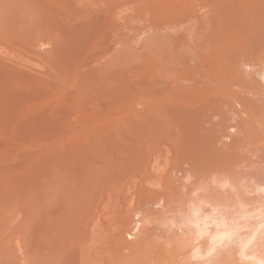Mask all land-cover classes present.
Instances as JSON below:
<instances>
[{"label": "rangeland", "instance_id": "1", "mask_svg": "<svg viewBox=\"0 0 264 264\" xmlns=\"http://www.w3.org/2000/svg\"><path fill=\"white\" fill-rule=\"evenodd\" d=\"M54 1L56 2L57 7L54 6V8H52L46 4L43 7L44 10L42 11L43 12L48 11L50 15V17L48 16L49 19H55L56 21H60L63 18L67 19V15L64 16L65 15L64 13L67 12H65L64 8H63L64 10L61 9L62 5H64V7L67 6L68 13L72 12L74 15L76 13L78 15L81 10L83 11V9L84 10L86 9L88 12H91V15H93L92 14L93 11L97 13V10L99 8L105 9L109 12L110 17L108 18L109 20L107 22H104L105 21L104 18H103L104 20H101L100 22L99 20L98 22H96L97 21L96 19H95L96 21H94V28L96 32H98V34L96 33L97 34L96 37L102 34L104 38L101 36V38H98V40H96L97 38L95 37V42L93 39L92 41L93 43L91 42L88 45V48L93 52L94 50L95 52L97 50L96 56H98V54L102 56V57L100 55L98 56V58L100 57L99 58L100 61H102V65L100 64V66L104 67L103 69L104 71L106 70L107 73L109 71L108 69H110L109 72H113V71L117 72V70L118 72H120L119 70H121V72L124 71L123 72L124 74L122 73L115 74L122 76L121 77L122 79L121 88L123 89V90L121 89V92L123 91L122 92L123 94H121L122 105L119 106L117 103H115L116 101H114V104H112L114 98L112 96L110 98L109 97L107 98L108 95L106 96L107 100H103L102 98H99L101 96L95 97L94 93H92L93 97L90 98L91 93L89 94V91L91 89L87 86L88 84H86L85 82H81L83 81L82 79L81 81H78L80 79H77L78 78L77 77L76 78L77 81H74V84H72L73 88L69 87L70 88L69 90L75 89L77 91L75 94L77 95L78 93L77 97H81L83 99L82 101L78 99L79 104H77L75 110L70 115V117L76 115L75 116L76 120L74 118H73L74 120H72V118L70 117L68 121L61 119V121L64 122V126L62 124L63 122L60 123L61 125L58 124V122H57L58 125L55 122L53 123H55L56 125L52 123L51 124L39 123L38 125L35 126L34 131L33 129L30 130L25 125H20L17 127L18 129L16 133L13 135L11 134L8 135L7 133L9 132L10 129H13V127L16 126V124L12 122H5V123L0 122V132L2 131L0 134V264H43V259H44L43 242H45L44 241L45 239L43 240L42 228L44 227H42L43 222L41 221L43 220V218L41 219V217L43 216V215L41 216L42 192H43L42 170L45 159L47 158V156L50 155L76 154L77 175H75V178H71L69 177V175L67 177L66 175L61 180L60 184L62 186L59 184L60 185L59 190L62 187L64 191H66L67 189L71 190L72 186L74 188L76 184H78L77 183L78 181H82L85 184H88V182H90L91 185H93V186L89 185L93 191V194L95 193L96 197H98L102 193L101 197L99 196L100 198H102V200L99 197L98 199H100V201H103L105 199L106 201L104 200L105 201L104 204H107L105 206L101 203L97 204L100 201L99 200L96 201L97 198L94 197L95 200L93 201H96V205H103L104 207L102 206L101 209L105 208V210L104 209L103 210L106 212L105 213L103 210L100 211L99 209L100 207L95 206L96 208L98 207L96 210H99L101 212V216L99 217V219H97L100 213H98L99 215L96 214L98 216L93 214V217L95 216V219H97L98 222L100 221L99 224L97 221H94L95 222L94 227L98 228L100 224L102 226H100L101 228H99V230L97 228L96 230L92 225H90L89 228L86 225H84V227L88 228V231L86 230V228L85 230L90 233L86 234L85 232V234L83 235L82 233H80L81 231H79V229L81 228V230L84 232V230L82 229L83 228L82 224L84 223L82 222V224H80L81 227L80 228L78 227L79 234L77 231L75 233L77 236L82 234L83 237L87 235L92 238L93 233L91 232L94 231H95V235L93 236V240H91V238L89 237L87 241H86V237H84L85 239L83 240L80 238V241L81 240L82 241L81 242L78 241V242L83 243V248L81 249V251H79L78 257L82 254L83 256L82 257L80 256L81 259L76 262L70 261V263L73 262V264H107L109 262V259L113 258L112 255L113 251L115 253V256L117 257H119L121 253H126V251H128L129 253L130 251L129 249L132 248V246L135 247L136 244H138V242L143 243L144 241L142 240L143 238L147 240V241L145 240L146 241L145 243H147L145 246L146 248L144 247V249L146 250L145 251L142 250L144 253L141 251L142 258L143 257L144 259L146 258L144 260V263L154 264L155 261L153 259L157 258L156 263L158 262L159 264L162 258L163 262L161 261V263L164 264V258H165L164 255L158 254L156 252V249H161L162 247L163 249L166 248L164 249L166 250V253L170 250L171 256L173 255L172 251L173 249H175L176 245L175 246L173 244L171 245V242L173 243L174 240H176L177 241L176 244H177L178 242L183 241L182 239H178V237L181 235V233L184 230L180 229L181 231L179 232L178 227L180 226L179 224L180 222L181 224L183 223L182 220L186 213L185 212L186 209L184 211L183 209L184 206H180V203H177L179 204L178 206L180 207L174 205L176 203L171 204L176 206V208H178L177 209L178 211L181 208L182 209L181 212L182 213L185 212L184 214H182L183 215L182 219H180L181 217L177 216V214L180 215L181 212L180 213L177 212V210H175L176 209L175 207H172L170 205L172 209L171 207L166 208V210L167 209L173 210V208H175L173 210L174 212L171 211L170 214L172 218L174 217L175 214L178 218L177 219L174 217L175 219L174 218L172 219L175 221L174 224L171 223V219L169 218V216H167L170 213L169 210H167L168 214H165V217L163 216V213L161 214L160 212H158L161 211L160 207L165 206L164 205L165 203L163 202L162 204L161 203L162 201H160L162 199L159 200V198L156 196L157 194L153 193L152 191L162 190L163 185L168 186V187L166 186V188L164 187V190L165 191L167 190V194L169 193L168 190L172 191L176 189L177 184L178 186H180L178 188L180 190L182 188L183 191L186 184L187 186L194 185L195 187L203 186L204 188L202 189L201 192L203 194L205 193L204 191H208L209 193L212 194L220 187L219 188L220 190H217L216 194H219L218 192L220 191L222 195L225 196V198L221 196V194L215 197L218 199L217 200L218 202L220 201L221 197H223L221 201L223 199L224 201L219 202L221 205L223 202H226V204L224 203V205L228 207V206H233L236 203L238 204V202L241 201L246 203L248 208L247 210H253L254 208L257 207V205L258 208L260 209L261 206L262 208L264 207V199H263L264 193L259 192L262 191V188L264 187V135H263L264 134L263 133L264 132V125H263L264 124V112H263L264 111V81L262 80L261 82L260 80V78L264 76V48H263L264 36H262L264 35L263 34L264 31H262V29H264L263 26L264 23H262V21L264 20L263 16L260 17L255 16L256 21L257 20L260 21L261 19L260 22L261 24L258 21L255 23L249 21L250 24L252 23L256 25V26L254 25L255 28L253 27L256 35L253 31H249L252 27L249 28L250 24L247 21L246 22L249 24V26L246 22L245 23L239 22V24L236 25L239 27V29L234 24H232L234 28L238 29V32L240 33L242 28L240 27V25L242 26L243 24L242 34L239 33V35L241 36L243 35L242 37L245 39H243L241 36L239 37L240 39L237 38V40L239 41L236 40V44L233 43L235 46L231 45L233 49H231L232 48L231 46H230L231 48L228 47L229 49H225V50L220 49L219 53L224 55V56L221 55L222 58H220V56L218 57V55H215L213 57V55L218 52L217 49L218 45H213V44L210 45L209 44L210 41L205 42L206 34L208 30H204V29L205 28L208 29L210 24L208 23L206 25L203 24L202 25L203 27L200 29L202 32H200V30L198 32L196 31L199 29L197 25L195 26L194 24V27L197 28L195 29L193 27H190L191 24L189 23L190 24L189 25L188 22L184 20L189 15L190 10H192V8L195 9L194 7H197L196 8L197 11L201 9L200 12H203L202 8H200L203 6V4L205 5L206 3L203 2V0L200 1L199 0H54ZM201 2L203 3L201 4ZM11 3L13 2H10L9 4ZM1 4L6 5V2L4 3L2 1L0 2V5ZM87 5L91 6L92 8L88 7ZM7 6L8 5H6V7ZM9 8L12 11L14 8H18V5L16 7L11 6ZM26 8L20 7V9H18L21 14L16 9L13 12L11 11L9 12V9L8 12L7 10L5 12L8 14L10 13L9 15L11 16L13 15L14 12H15L14 14L17 13L18 15H13V16L17 17V23H19L22 22L23 17L26 16L25 15L26 11L25 13H22V11L24 12V9L27 10ZM89 8L95 10H90ZM30 9H31L30 12L32 13V8H29V10ZM4 13H1V18H2V14ZM33 13H32L33 16L35 15V13L36 14L38 13L40 14V16H42L41 15L42 13L40 12H33ZM171 13L173 14L171 15ZM22 14L24 16L21 17L20 15ZM28 14L29 12L27 11V15ZM156 14L159 16H157ZM18 16H20L21 19L18 20ZM33 16L31 17V20H28L30 22V25H32L31 22ZM6 17L8 18L9 16ZM159 17L162 18L160 19ZM168 17H170V19H168ZM15 18H13L14 20L12 19L13 21L9 22L11 23V25H13L12 22L14 21L16 22ZM26 18H28V16ZM26 18H24L23 21L24 24L27 22ZM165 18H167V20L163 22ZM7 20L10 21L11 18ZM29 22H27V24ZM2 23L5 24L6 22L5 23L2 22ZM256 23H258V25H262L263 27L257 26ZM11 25H9V27H12ZM15 26L17 28L18 26L23 27L21 23L16 24ZM25 26L27 27L26 24ZM25 26L23 28H25ZM233 26L229 28H233ZM245 26H248V28H246ZM13 28L15 27L13 26ZM116 28L117 29L119 28L120 31L119 29L116 30ZM256 28L258 30L257 32H256ZM245 30H247L246 31L247 33L248 31L253 33V34L250 33V35L252 36H248L249 33L247 35ZM228 31L233 32L232 29L231 30L228 29ZM173 32L176 33V35H179L181 40L178 36H174L175 34ZM243 32H245V36L247 38L244 37ZM169 33L170 34L173 33V34H171L170 36ZM165 34L169 35L171 40H169L167 38L168 36H166ZM254 35L256 37H254ZM233 36H235L234 33ZM257 36L260 38H258ZM66 37L67 36L62 34V32H59L54 28L46 29L45 32L41 35L42 47L35 50L36 52H40L41 54H43L44 51L49 49L57 40ZM173 37L175 38L173 39ZM176 37H178L179 39ZM102 38L103 41L101 40ZM235 38L236 37H233V39ZM248 38H250V40L254 39V41L252 40L250 41ZM255 38H257L258 40H256ZM67 39L69 38L67 37ZM260 39H262L263 42ZM171 42H173L174 44ZM250 42L251 44H249ZM170 43L173 45L170 46L171 45ZM253 43L254 45H252ZM185 44H187V46ZM261 45L262 48H260ZM168 46H170V48ZM193 46L194 48L195 46H197L198 48L196 47V49H200V50L196 51L195 49H193ZM184 47L186 49L188 48V50H185ZM12 48L14 49L15 47ZM12 48L11 49L9 48V50H5V49L0 50L1 51L0 55L4 54L5 56L6 54V57L7 56L10 57V58H4V60L7 59L8 62V59H11L13 57L14 60L12 58L11 62L14 63L18 62L20 65L21 61H23V58H25L24 62H22L24 67H28V68L31 67L32 71L38 70L39 72L40 71L42 72L43 71L42 69H44L45 71V68H42L41 66H38L39 68H37L36 62L38 65L39 61L33 60L35 61L34 63L33 61L30 60V58L34 59L36 57H32L29 55L30 58L28 57L29 59H27V56L25 55L24 52L18 50V54L19 52L23 54L22 56H20L21 54L20 55L16 54L17 51L15 50L17 48L15 50H12ZM168 48L170 50H167ZM173 48L176 49L174 50ZM179 49L180 51H178ZM172 50L174 52L176 51L177 52L174 53L172 52ZM184 50L187 51L188 53L186 54ZM193 50L198 52L199 55L201 56H195L196 54H193L194 56L192 55L193 57L191 56L189 58V56L192 53H195V51ZM213 50L217 52L212 53ZM228 50L230 53L228 52ZM9 51L10 53H13L14 51L15 56L9 54ZM103 52H105V54ZM181 53L182 54L184 53L185 56L184 54L182 56ZM206 54L208 55V57ZM226 55H227V59L225 58ZM17 56L20 57L17 58ZM223 57L226 61L229 59L228 62H226L223 59ZM184 58L186 59V61H183L185 60ZM236 60H241V61L239 63ZM100 61L95 64L97 65V67L95 65L94 67L101 69L100 66L98 67L99 65L98 63H101ZM221 61L222 64H220ZM185 62L187 65L185 64ZM200 62L207 64V66H210V68L214 67V69L208 70L209 69L208 68L206 69V71L202 72L203 75L199 74L197 73L196 69H193V67L195 65L196 68L197 66L196 63L199 64ZM229 62L232 64H230ZM241 62L244 65L239 66V64L240 65L242 64ZM180 63L182 64L184 63V64L182 65ZM216 63L217 65L219 64L218 65L219 67H216ZM228 63L229 65H227ZM105 66L107 69H105ZM182 66L183 67L188 66L187 67L188 69L186 70L185 68H182ZM223 66L224 67L228 66V67L227 68L225 67L224 69ZM236 66H239L238 67L239 69ZM103 69L101 70V72H103L104 75H106L107 73H105ZM193 70H195L196 73H194ZM211 70H215L216 74ZM47 72L49 76L52 75V77L54 78L52 79V81L56 82L61 86L60 88H62L63 86L64 89L68 90L69 84H66L67 79L58 78L54 70L48 69ZM133 72L134 73L138 72V73H136L135 76V74L133 75ZM163 72L165 73L163 74ZM162 74L163 76L167 75L166 76L167 78L166 77L164 78ZM108 75L111 76L113 75V73H111V75L107 74V76ZM51 78L49 80H51ZM124 78L126 81L124 80ZM129 78L132 81H129ZM114 80L112 81L114 82ZM103 82H104L103 85L106 84L105 81ZM110 82L109 84L113 86L114 83L113 82L110 83ZM123 83H127V84L123 85ZM217 83L218 84L222 83L225 85V87H228L226 88L225 93L223 92L219 93L220 95L225 97V99L222 96H219V94H217L218 92L215 94L210 91L212 89L217 88L218 86ZM174 85L178 87H175ZM165 87H168V89ZM171 87H175L174 88L175 90L172 89ZM101 92L106 93L105 90H102ZM204 92L207 93L205 94ZM233 94L235 96L244 95L243 97H245L246 99L248 98V100H251L250 102L252 104L253 102H256L255 104H253L255 105L254 108L252 110H249L250 112L248 110L244 111L246 108L242 109L243 108L242 105H244V102H242L243 100L241 99L243 98L241 96H236L237 98L235 97V99H233L234 98ZM230 95L233 96L230 97ZM59 96H60V91L54 90L51 94L47 95L45 98L40 100L39 105L42 106L41 107L42 109H47L50 107L52 108L54 105H51V103H54V101L58 99ZM96 98L98 99L101 105L97 103L98 101L95 100ZM215 98L216 100L218 99L217 100L218 102L215 101ZM226 98L228 99L226 100ZM237 99L239 100V103H237L238 102ZM93 100L96 101V103L95 102L93 103ZM220 100L222 103L225 102L226 103L224 105L222 104L223 105L222 106L221 102H219ZM80 102H82L83 104ZM105 102L106 104L108 103L107 104L108 106H110L108 107V109H105L106 107H104ZM240 102L243 104H240ZM97 104L99 107L97 106ZM115 104H117L118 107H120L121 109L120 108L118 109ZM226 104L228 107L226 106ZM80 107H82L83 109ZM255 107L258 110H255L256 109ZM76 111L78 112V114ZM240 112H242L243 114ZM253 112L257 114L253 115ZM233 114H237V116ZM129 115L133 116L132 121H128L125 119L126 116ZM252 116L253 118H251ZM237 118L240 121H238ZM67 122L70 123L69 126H67L68 125ZM237 122H239L240 124ZM245 122H251L252 124L253 128H251L249 132L244 131L243 125L240 127V125L244 124ZM254 129L255 130L257 129L256 133H254L255 131ZM260 130L263 132H261ZM5 131L7 133L4 134ZM257 133L261 136L260 140ZM179 178L183 180H180ZM212 178L215 179V181L212 182L211 181L213 180ZM177 179L180 180L181 183L180 181L178 182ZM225 179L226 180L228 179L233 183L236 181L235 187L234 184L232 185V182L225 181ZM190 180H194V181L191 182ZM157 181L160 184L157 183ZM197 181L199 182L197 183ZM209 181H211V183L213 184L209 183ZM193 182L195 184L197 183L198 185L197 184L195 185ZM217 182L221 184H223L224 182L225 183L223 184L224 186L223 185L221 186V184H218ZM184 183L186 184L183 185ZM226 183L229 185L225 186ZM179 184H181L184 187H182ZM210 185L212 187H210ZM231 185L233 186V188ZM239 185L241 186V188L239 187ZM216 186L219 187L216 188ZM170 187H172V189ZM206 187L208 188L210 187L209 190L208 189L205 190ZM245 187H246V191L244 192ZM234 188L235 189L237 188L238 190L236 191L234 190ZM249 189L251 190V192H249L250 191ZM148 190L151 191L150 195L151 193H153L152 195L153 196L155 195L159 201L154 200L155 197L152 200L146 199L150 197V195L148 194L149 193ZM231 190L232 192H230ZM76 191L78 192V190ZM142 191H144V193ZM146 191H148L147 194H145ZM61 192L63 193V191ZM70 192L71 191H69L68 193ZM88 192L91 193L90 190H88ZM208 192H206V194ZM139 193H140V197L138 195ZM171 193H169L170 196H173L171 195ZM245 193L248 195H246ZM253 193L256 194L254 195ZM107 194L109 196H107ZM158 194L160 195L161 193ZM208 194L206 195V197H208ZM229 194H231L232 198H230ZM153 196H151L150 198H152ZM213 196L212 195L210 196L209 194L208 198H211ZM109 197H111V200L113 202L110 201ZM176 197L178 198L177 193H176ZM241 198L242 200H239ZM107 199L108 202L110 201V203L112 204L109 203L108 205ZM235 199L239 201H236ZM227 200L229 203L231 201V204H227L228 203ZM153 201L155 202L157 201L156 203L159 202L158 206L156 203H153ZM92 206L94 208V205ZM107 206L109 207L107 208ZM155 207L156 210L159 209L157 211L158 214H155L156 216L159 215L158 217L154 216L153 214L154 212H156L154 210ZM93 208L91 209V211L94 212ZM222 208L224 209V207ZM145 209L146 211L147 210L150 211L152 209L151 210L152 212L150 211V213L149 212L147 213ZM164 210L165 209H163V211ZM140 212L142 213L137 215V213ZM145 213L149 215V216L146 215L148 218L150 217L151 218L148 219L147 217H144ZM90 214L91 212L89 213V215ZM110 214H112V216ZM102 216H103V222L104 221L106 222V223L104 222L105 224L102 222ZM87 217L86 220H84V222H87V219L90 220V218ZM110 217L112 218L111 221L108 220L110 219ZM93 220H92V224H93ZM163 222L166 223L164 224ZM157 223L158 225L160 224V226L163 227L158 226ZM103 225H105V227H103ZM91 227L94 229L93 231L90 230ZM184 227L182 226V228ZM123 230H126L127 232ZM168 233L169 236L171 237L174 236V238H172V241H170L171 239L168 238L169 237ZM52 234L54 235V233ZM64 234L60 235V237L63 236ZM177 234L179 235L178 237H176ZM114 236L115 239H113ZM79 237H81V235ZM116 238H118V240ZM180 238H182V236ZM97 240L98 242L99 241L101 242L100 244H102V246L99 244L100 246L98 245V248L96 245L98 244ZM168 240L170 241L169 243L170 245L166 244L168 243ZM51 241L50 243H52ZM89 241L90 242L93 241V242L90 243ZM124 241L126 243H129V247L126 248V250H125V246L123 245L126 244ZM115 243H119V244H115ZM130 243H132V245H130ZM54 244L55 243H53V245ZM80 245L82 246V244ZM90 245H92V249L88 250L87 247L89 248ZM117 246L120 247L119 250ZM54 247L51 248L54 249ZM121 248L123 249L121 250ZM83 249L89 252H85L84 255ZM95 250L96 251L100 250V251L96 252ZM99 252L102 254H99ZM174 252H176V250H174ZM121 255H123L124 257L127 255V253ZM153 255L155 258H153ZM160 256L162 257L160 258ZM233 256H235V254ZM82 258L83 260H86V263L83 262ZM189 261L191 262V260Z\"/></svg>", "mask_w": 264, "mask_h": 264}, {"label": "bare ground", "instance_id": "2", "mask_svg": "<svg viewBox=\"0 0 264 264\" xmlns=\"http://www.w3.org/2000/svg\"><path fill=\"white\" fill-rule=\"evenodd\" d=\"M2 1L4 3L6 2V5H8V6L10 5L9 7H11V6L12 7H16L18 5V8H14V9L12 8L13 10L11 11L8 6L6 7L5 4H1L2 7L5 5L3 8L0 5V10L2 11V12L0 11L1 13H4L6 10L8 12V9H9V12L10 11L13 12L15 9L16 10L20 9V7L21 8H26L28 6L26 8L27 10L24 9V12L22 11V13H25V11H26V13H25L26 16L23 17L22 22L18 21L19 23L22 24L23 27L26 24L28 28L26 26H25V28H27V29H25V28H23L21 26H18V28H17L15 26L16 24H19V23H17V17L13 16V15H18L17 13L14 14L15 13L14 12L13 15H12L13 17H12L11 15H9L10 13L8 14V13L5 12L4 14H6V15L2 14V18H1V13H0V19H1V21H0V50L1 49L9 50V48L11 49L12 47H15L14 49L12 48V50H15L17 48L15 50V51H17V53H16L17 55L21 54L20 52L18 54V50H19V51H22V52L25 53V55L27 56V59H29L30 56L36 57L37 59L36 58H34V59L30 58V60L31 61H33V60L39 61L38 65H37V62H36L37 68H39L38 66H41L42 68H45V71H44V69H42L44 72L43 71L39 72L38 70H36L38 72L32 71L31 67H30L31 69L28 68V67H24L22 62H24L25 58H23V61H21L20 65H19L18 62L17 63L15 62L16 64L14 62H11V59L13 57L11 59H8V62H7V59L4 60V58H10V57H8V56L6 57V54H5V56H4V54L0 55V122H3V123L12 122V123L16 124V126H14L13 129H10L8 133L5 131L4 134L5 133H7L8 135L9 134H11V135L15 134L17 129H18L17 127L20 126V125H25L30 130L33 129V131H34L35 126L38 125L39 123H47V124H49V123L50 124L51 123L55 124L56 123L57 124V122H58V124H60L61 122H63V121H61V119L62 120L64 119V120L68 121L70 115L75 110L77 104H79L78 103L79 102L78 99H80L81 101L83 100L81 97H77L78 93H77V95L75 94L77 92L75 89L69 90L71 87L73 88L72 84H74V81H77V79H80L78 81H81V79H82L83 81H81V82H85L86 84H88L87 86L91 89L89 91V94L91 93V97L90 98L93 97L92 93H94L95 97L101 96L99 98H102L103 100H107L108 97L110 98L112 96L114 98V99L112 98L113 99V101H112L113 103L112 104H114V101H116L115 103H117L119 106L122 105V103H121L122 102L121 101L122 100L121 99V96H122L121 94H123L122 93L123 91L121 92V89H122L121 88L122 87V79H121V77L122 76L115 75V74L116 73L117 74H120V73L124 74L123 73L124 71L121 72V70H119L120 72H118V70H117V72L116 71L109 72L110 69H108L109 71L107 70L108 71V73H107L106 70L104 71V69H103L104 67L100 66V64L102 65V61H100V59H99L100 57L98 58V56L100 54H98V56H96L97 55V50H96V52L94 50V52L96 53L95 54L92 50H90L88 48V45L93 41V39H94V42H95V37L98 34V32H96V30L94 28V21L97 20L96 22H98V20H99V22H100L101 20L105 19L104 22H107L109 20L108 18L110 17V14H109V12L107 10L99 8L97 10V13H95L93 11L92 12L93 15H91V12H88L86 9L85 10L83 9L84 12L81 10L80 13L78 14L79 16L77 15V13L75 14L77 16H75L72 12H69L71 14L68 13V11H67L68 7L67 6H65L67 8L66 9L64 7V5H62L61 9L62 10L65 9V12H67L69 15L67 13H64L65 14L64 16L67 15V19L63 18L60 21H56L55 19H49L50 15H49L48 11H44V12L42 11V10H44L43 7L46 4L49 5L52 8H54V6L57 7V4H56V2L54 0H0V2H2ZM10 2H13L14 4L13 3L9 4ZM203 2H206L205 5L203 4L204 7L203 6L200 7V8H202L203 12H200L201 11L200 8H199L200 10L197 11V9H196L197 7H194L195 9H193L191 7L192 10H190L189 15L188 16L186 15L187 17L184 20L187 21L188 24L190 23L191 25H193V26H191L189 24L190 27L195 28L194 24H195V26L197 25V27H199V29L196 30V31H198V32L203 27L202 26L203 24H205V25L207 23L210 24L208 29H206V28L204 29V30H208V32L206 34L205 42L210 41L209 42L210 45L211 44L218 45V47H217L218 52L215 51L217 49L212 51V53L217 52L214 55L212 54L213 57L215 55H218V57L220 56V58H222V56H224V55L219 53L220 49H222V50L224 49L225 50V49L231 48L232 46H235L233 43L236 44L237 38H239L241 36V35H239L240 32H238L239 27L236 26L237 24H239V22L240 23L241 22L245 23L246 21L247 22L251 21V22L255 23V22L258 21L260 23L261 19H260V21L259 20L256 21L255 16H259V17L263 16L264 17V0H203ZM203 2H201V4ZM15 4H16V6H15ZM19 5H21V6H19ZM88 7L92 8L91 6H88ZM29 8H32V13L33 12H40V13H42L41 14L42 16H40V14H38V13L37 14L35 13V15L33 16L32 13L30 12L31 9L29 10ZM189 9H190V7H189ZM90 10H95V9H90ZM27 11L29 12L28 15H27ZM18 12L20 13L19 10H18ZM62 12H64V11H62ZM94 13H95V15H94ZM173 13H176V12H173ZM173 13H171V15ZM31 15L33 16L32 22H31L32 25H30V22L28 21V20H31V17H32ZM6 16H9V17L7 18ZM20 16L22 17L24 15L22 14ZM20 16H18V20L21 19ZM27 16H28V18H26ZM157 16H159V15H157ZM183 16H185V15H183ZM100 17H101V19H100ZM6 18L7 19L11 18V20L9 21ZM13 18L16 19V22L15 21L12 22L13 25H11V23H9V22L13 21L14 20ZM24 18L27 19V22H29L28 24L26 22V19H25L26 23L25 24L23 23ZM173 18H174V16H173ZM168 19H170V17H168ZM5 20H7L8 22L5 21ZM166 20H167V18H165V20H163V22H165ZM262 20H263V18H262ZM263 21H262V23H264ZM2 22H4V23L6 22L7 24L5 23L6 24L5 25ZM111 22H112V20H111ZM14 23H15V25H14ZM222 23H223V26H222ZM8 24L11 25L12 27H9ZM181 24H182V22H181ZM220 24H221V26H220ZM232 24H234L238 29L234 28V26ZM249 24H250V22H249ZM249 24H248V26H249ZM256 24H257V26H261V27L264 26V25L263 26L262 25H258V23H256ZM28 25H30V26H28ZM111 25H113V24H111ZM224 25H225V27H224ZM254 25L255 24L251 23L249 28H251V27L252 28L250 30L249 29H247V30L254 32V28L256 26V25L255 26ZM13 26L15 28H13ZM117 26H120V25H117ZM165 26H166V24H165ZM232 26H233V28L235 30L233 28H229V27H232ZM248 26H245V27L248 28ZM240 27L243 28V24H242V26L240 25ZM49 28H54L57 31L62 32V34L66 35L69 39H67V37H66V38H62V39L57 40L49 49L45 50L43 54H41L40 52H36V50L38 48L42 47L41 35L45 32L46 29H49ZM157 28H160V27H157ZM227 28L229 30L232 29L233 32L232 31H228ZM242 28H241V33L240 34H242ZM118 29L116 28V30H118ZM195 29H197V28H195ZM247 30H245V32ZM259 30H260V28H259ZM119 31H120V29H119ZM119 31H118V33H119ZM249 31H248L249 35H248L247 32H246V34L248 36H252V35H250L251 32H249ZM257 31L258 30L256 28V32ZM262 31H264V29H262ZM200 32H202V31L200 30ZM245 32H243L244 33V37H246L245 36ZM173 33H171V34H173ZM233 33H234L235 36H233ZM171 34H170V36H171ZM174 34H175L174 36H178L179 37V35H176V33H174ZM251 34H253V33H251ZM255 35H256V33H255ZM255 35H254V37H256ZM101 36H102V34H100L98 37H96L97 38L96 40H98V38H101ZM166 36H168L167 38L169 40H171L169 35H166ZM166 36H165V38H166ZM262 36H264V35H262ZM178 37H176V38H178ZM229 37L232 38V39H230ZM233 37H236V38L233 39ZM103 38L101 39L102 41H103ZM162 38H163V36H162ZM174 38L175 37H173V39ZM258 38H260V37H258ZM243 39H245V38H243ZM248 39L250 40V38H248ZM255 39L258 40L257 38H255ZM180 40H181V38H180ZM260 40L262 41V39H260ZM237 41H239V40H237ZM252 41H254V39ZM173 42H171V43H173ZM173 44H171L170 46H172ZM249 44H251V42ZM185 45L187 46V44H185ZM252 45H254V43ZM170 46H168V47L170 48ZM237 46H238V44H237ZM196 47L197 46H195V48H194V46H193V49H195L196 51L200 50V49H196ZM169 48L167 50H170ZM180 48H182V47H180ZM190 48H191V46H190ZM255 48H256V46H255ZM260 48H262V45H261ZM231 49H233V47ZM12 50H11V52H12ZM185 50H188V48L187 49L185 48ZM195 50H193V51H195ZM222 50H221V52H222ZM178 51H180V49ZM190 51H192V50H190ZM196 51H195V53L191 52L192 54L189 56V58L193 54H196L195 56H201ZM3 52H5V51H3ZM172 52H174V51L172 50ZM176 52H174V53H176ZM185 52H186V54L188 53L187 51H185ZM228 52H229V50H228ZM0 53H1V51H0ZM103 53L105 54V52H103ZM7 54H8V51H7ZM9 54H12V55L15 56L14 51H13V53H10V51H9ZM183 54H182V56H183ZM22 55L23 54H21L20 56H22ZM20 56H17V58H19ZM184 56H185V54H184ZM207 57H208V55H207ZM186 58H187V56H186ZM225 58L227 59V55L225 56ZM223 59H224V57H223ZM13 60H14V58H13ZM98 60L101 62V63H98L99 64L98 67L100 66L101 69L96 68L97 65H95V64L97 62H99ZM228 60L227 61L225 60V61L228 62ZM35 61H33V62L35 63ZM183 61H186V59L183 60ZM236 61L240 63L241 60H236ZM197 63H196V65H197L196 68H195V65H194L193 69H196L197 73H199V74L203 75L202 72L206 71V69H208V68H209L208 70L214 69V67L210 68V66H207V64H204L202 62H200L199 64H197ZM213 63H214V61H213ZM229 63L227 65H229ZM243 63H244V61H243ZM243 63L241 65L239 64V66L244 65ZM180 64H182V63H180ZM185 64H186V62H185ZM220 64H222V61H221ZM230 64H232V63H230ZM94 65L96 67H94ZM218 65L216 63V67H219ZM239 66H236V67L238 68ZM41 67H40V69H41ZM187 67H183L182 66V68H185L186 70L188 69ZM225 67L227 68L228 66H225ZM225 67H224V69H225ZM48 69L49 70H54L56 72V76L58 78L67 79L66 80L67 81L66 84H69V86H68V90L69 91L67 89H64L63 86H62V88H60L61 86L59 84H57L56 82L52 81V79H54V78L52 77V75L49 76V74L47 72ZM102 69H103V71L105 73L110 74V75H111V73H113V75H111V76H109V75L107 76V74L104 75V73L101 72ZM105 69H107L106 66H105ZM182 70H184V69H182ZM219 70H220V68H219ZM222 70H223V68H222ZM193 71H194V73H196L195 70H193ZM211 71H213L216 74L215 70H211ZM138 72H136V73H138ZM136 73L133 72V75L135 74V76H136ZM164 73L165 72H163V74ZM163 74H162V76H163ZM205 74H207V73H205ZM238 74H239V71H238ZM114 75H115V77H114ZM131 76H132V74H131ZM166 76H163V77L165 78ZM50 78H51V80H49ZM133 78H134V76H133ZM131 79H132V77H131ZM131 79L129 78V81H132ZM112 80H114V82ZM124 80H125V78H124ZM260 80H261V82H262V80L264 81V76L261 77ZM103 81H105L106 84L108 85L107 86L106 84H104L105 87L107 86L106 88L103 85V83H104ZM110 81H112L114 83L113 86L109 84ZM112 82H110V83H112ZM211 83H214V82H211ZM99 84H100V86H99ZM124 84L126 85L127 83H123V85ZM165 84H167V83H165ZM108 87H109V89H108ZM131 87H132V85H131ZM175 87H178V86H175ZM175 87H171V88L174 89ZM179 87H180V85H179ZM165 88L168 89V87H165ZM169 88H170V86H169ZM199 88H201V87H199ZM226 88H228V87H225L224 84L220 83V84H218L216 89H212L210 91L212 93H215V94L217 92H218L217 94H219L220 92L221 93L222 92L225 93L226 92ZM54 90L60 91V96L58 97V99H56L54 101V103L55 102L56 103L55 104L51 103V105H54L52 108L50 107V108H47V109H42L41 108L42 106L39 105V101L42 100L43 98H45L47 95L51 94ZM102 90H105L106 93L101 92ZM208 94H207V96H208ZM233 95H230V97L233 96ZM106 96H107V98H106ZM219 96H222V95L219 94ZM236 96H241L243 98V99H241V100H243L242 102H244V105H242L243 106L242 109L246 108L244 111H246V110L249 111V110H252L254 108L255 105H253V104H255L256 102L252 101L253 102V104H252L250 102L251 100H248V98L246 99L245 97H243L244 95L243 96L242 95H236ZM236 96L234 95L233 99H235ZM222 97H220V98H222ZM88 98H89V96H88ZM223 98L225 99V97H223ZM228 98H226V100ZM102 99H100V100H102ZM95 100L98 101L97 98ZM108 100H110V99H108ZM217 100L215 98V101H217ZM237 101L236 102L239 103L238 99H237ZM94 102L96 103V101L93 100V103ZM219 102H221V100ZM80 103H82V102H80ZM97 103H99V105H101L99 101ZM225 103L221 102V105L222 104L224 105ZM107 104L105 102V105H104V107H106L105 109H108V107H110ZM117 104H115V105L119 109L120 107H118ZM240 104H243V103L240 102ZM97 106H98V104H97ZM226 106H227V104H226ZM45 107H47V106H45ZM80 108H82V107H80ZM255 110H258V109L256 108ZM118 111H121V110H118ZM232 113H233V111H232ZM240 113H242V112H240ZM251 113H252V111H251ZM77 114H78V112H77ZM254 114L256 115L257 113L253 112V115ZM118 115H119V112H118ZM233 115L237 116V114H233ZM245 115H247V114H245ZM75 116L70 117V118H72V120H74ZM239 116H240V114H239ZM251 118H253V116ZM125 119L128 120V121H132L133 120V116L132 115L131 116L130 115L126 116ZM245 119H247V118H245ZM237 120L240 121L238 118H237ZM53 122H55V123H53ZM254 122H256V121H254ZM259 122H260V120H259ZM237 123H239V122H237ZM241 123H242V121H241ZM62 124L64 126V122ZM256 124H259V123H256ZM69 125H70V123H68L67 126H69ZM242 125H243L244 131H247V132H249V130H251V128H253L251 122H245L244 124H241L240 127ZM254 128H255V126H254ZM258 128H259V126H258ZM256 130L254 131V133L257 132ZM1 132H0V134H1ZM261 132H263V131H261ZM257 135L259 136V140H260L261 136L258 133H257ZM255 136H256V134H255ZM256 140H257V138H256ZM76 161H77L76 154H55V155L47 156V158L45 159L44 164H43V170H42V172H43L42 173V179H43L42 180V182H43V185H42L43 186V190L42 191L43 192H42V205H41L42 208L40 206V208L42 209L41 210L42 211L41 216L43 215L41 217V219L43 218V220H41L43 222L42 223V225H43L42 227H44V228H42L43 240L45 239L44 240L45 242H43L44 245H45V246L43 245V248H44V250H43L44 251L43 264H73V262H76V261L80 260L81 259L80 256L82 257L83 254L78 257V253L83 248V243H79V242H81L83 239H85L84 237H86V241H87L88 237L91 238L90 236H87V235L83 237V235L85 234V232H86V234L90 233V232H87L88 228L90 227V225H92L93 227L95 226L94 225V223H95L94 221H97V219H99V217L101 216V212L100 211L103 210V209L105 210V208L101 209V207L103 205L104 206L107 205V204H104V202L106 201L104 198L103 199L105 201L104 200L100 201V199L102 200V198H100L102 193L99 195L100 197L98 196L100 199H98V197H96L95 193H94L95 195L93 194V191L90 188V186H93V185H91L90 182H88V184H85L82 181H78L77 182L78 184H76V186L74 185L75 186L74 187L75 190H74L73 186H72L73 190L71 188V190L67 189L66 191H64L62 189L63 187L60 188V190L63 191V193L59 190V186L61 185L60 184L61 180L66 175H67V177L69 175V177H71V178H75V175H77V173H76L77 172ZM180 175H179V177H180ZM175 176H177V175H175ZM189 177H190V175H189ZM213 178H214V176H213ZM179 179L183 180L181 178H179ZM198 179H196V180H198ZM180 180H178V182ZM194 180H190V181L192 182ZM211 181L213 182V181H215V179H213ZM211 181H209V183H211ZM225 181H229V180L225 179ZM143 182H145V181H143ZM198 182L199 181H197V183ZM221 182H223V181H221ZM229 182H232V181H229ZM235 182L234 183L232 182V185L234 184V187H235ZM157 183H159V182L157 181ZM180 183H181V181H180ZM201 183H200V185H201ZM185 184L186 183H184L183 185H185ZM211 184H213V183H211ZM218 184H221V183H218ZM223 184H221V186ZM179 185H181V184H179ZM228 185L229 184L226 183L225 186H228ZM250 185H251V183H250ZM166 186L167 185H165V186L163 185L162 190H160L161 192L160 191H152L153 193L157 194L156 196L159 198V200L162 199V200H160V201H162L161 202L162 204H163V202L165 203L164 204L165 206L160 204V205L164 206V207H160L161 211H158L159 209L156 210V207H155V209L154 208L153 209L156 212L158 211L161 214L163 213V216L165 217V214H168L167 210H169V209L166 210V208L171 207V206L175 207V208H176V206L177 207L184 206L185 208L183 207V209H184V211L186 209V211H185L186 213L185 212L182 213L181 212L182 211L181 208H180L179 211L177 210L178 208H176V209L173 208V210L175 209V210H177V212H179V213L181 212L180 215L177 214V216L181 217L180 219H182V216H183L182 214L185 213V215L183 217V220H182V222L185 225L183 223L181 224V222L180 223L178 222L180 224V226L178 227V231L180 232L181 231L180 229H183L184 231L187 229L186 230L187 232L183 231L180 236L178 234L176 235V237L179 236L178 239H182L183 241H180L177 244H176V242H177L176 240H174L173 243L171 242V245L172 244L174 246L176 245L175 249H173V251L171 250L173 252L172 256H171L170 250L168 251L169 254H168V252L166 253V250H164L166 248L163 249V247L161 248V246H160L161 249H156V252L158 254L164 255V257H165V258L163 257L164 258V264H202V263H204V264H237V263L238 264H264V209H263L264 207L262 208V206L260 205L261 209H263V210H261L260 208H258V205H257L256 208H254V209L251 208L253 210H247L248 208H247L246 203L241 202V201L238 202V204L237 203L235 205L232 204L233 206H228V207L224 205V203L226 204V202H223L222 203L223 206H222L219 202L221 201V199L223 197L225 198V196H223L220 191L218 192L219 194H216L217 193L216 191L220 190L219 186H216V188L217 187H219V188L216 191H214V193L211 194L208 191H204L205 193L203 194V193H201L202 189L204 188L203 186L202 187L201 186L200 187H195L194 185L187 186V184H186V186H185L186 188H185L184 186L181 185L182 187H184V191H183L182 188H181V190L178 188L180 186H178V184H177L176 186H177L178 189L177 188L176 189L173 188L177 192H175L174 190H172V191L168 190L169 193L172 192L171 195H173V196H170L169 193H168L169 194V196H168L167 190L166 191L164 190V187L166 188ZM245 186H247V185H245ZM172 187H170V188L172 189ZM210 187H212V186L210 185ZM239 187L241 188L240 185H239ZM243 187H244V185H243ZM209 188L206 187L205 190L206 189L209 190ZM232 188H233V186H232ZM260 188H262V187H260ZM254 189H255V187H254ZM257 189H258V186H257ZM76 190H78V192ZM88 190H90L91 193L88 192ZM234 190L237 191L238 189L234 188ZM69 191H71V192L68 193ZM148 191H146L145 194H147ZM245 191H246V187L244 188V192ZM105 192H107V191H105ZM142 192L144 193V191H142ZM142 192H140V193H142ZM150 192L151 191H149V193H148L149 195H150ZM157 192L161 193V194L159 195ZM206 192H208L210 194V196L211 195L213 196L214 194L215 195L213 197H211V198H208L209 194L207 193L208 197H206V195H207ZM230 192H232V190ZM249 192H251V190ZM259 192H263L264 193V187L262 188V191H259ZM140 193L138 194L139 197H140ZM153 193H151L150 197L153 196L152 195ZM164 193H166V194H164ZM176 193H177L178 198L176 197ZM178 193H179V195H178ZM237 193H239V192H237ZM108 194H107V196H109ZM145 194H143V195H145ZM220 194L223 197L219 196V197H221V199L218 202L217 201L218 199L215 196L220 195ZM231 194H233V193H231ZM231 194H229L230 198H232ZM235 195H237V194H235ZM246 195H248V194H246ZM110 196H113V195H110ZM156 196L154 195L152 198L148 197L146 199H148V200L151 199L152 200L155 197L154 200H158L156 198ZM241 196H242V194H241ZM94 197L97 198L96 201H98V200L100 201L97 204L101 203L103 205H96V201H93V200H95ZM141 197H142V195H141ZM242 198L239 199V200H242ZM109 199H110L111 202H113L111 200V197H109ZM237 199H235V200L239 201ZM140 200H141V198H140ZM261 200H262V198H261ZM110 201L108 202V199H107L108 205H109ZM222 201H224V199ZM232 201H233V199H232ZM156 202L153 201V203H156ZM227 202H228V200H227ZM174 203H176V204H174ZM177 203H180V206H178L179 204H177ZM110 204H112V203H110ZM156 204L158 206L159 202L156 203ZM171 204H174L176 206L171 205ZM227 204H231V201H230V203L228 202ZM254 204H256V203H254ZM92 205H94L95 209L93 208ZM95 206L100 207L99 208L100 211L96 210L98 207L96 208ZM221 206L224 207V209ZM91 207L93 208L94 212L96 210L95 213L93 211H91V209H92ZM108 207L109 206H107V208ZM172 207H171V209H172ZM162 208L165 209L166 211L165 210L163 211ZM110 209H112V208H110ZM173 210H169L170 213L167 216H169V218L171 219V223L174 224L175 221L172 220V219L174 217L177 218V216H176V214L174 215L173 218L170 216L171 211H173ZM113 211H114V209H113ZM113 211H112V213H113ZM145 211H146V209H145ZM150 211L147 210L146 212L150 213ZM90 212H91L90 215L92 217H93V214L96 215V214L100 213V215L99 214H98L99 216L96 215V216H98V218L96 217L97 219H95V216H94L93 217L94 220H93L92 217L89 215ZM156 212L153 213L154 216H156L155 214H158V212L157 213ZM32 213H33V211H32ZM141 213L142 212L137 213V215H139ZM147 213H145L144 217H147L146 216V215H148ZM110 215L112 216V214H110ZM87 216L88 217L90 216L89 217L90 220L87 219V222H84V220H86ZM104 216H106V215H104ZM135 216H136V214H135ZM158 216H156V217H158ZM108 217H109V215H108ZM150 218H148V219H150ZM91 219L93 220V224H92V220ZM154 219H155V217H154ZM108 220L111 221L112 218L110 217V219H108ZM152 221H154V220H152ZM155 221H157V220H155ZM179 221H181V220H179ZM82 222L84 224H82ZM102 222H103V216H102ZM166 222H163V223L165 224ZM99 223H100V221L98 222V224ZM158 223H157V225H158ZM80 224L83 225L82 229L84 230V232L81 230ZM84 225H86L88 228L84 227ZM111 225H112V223H111ZM181 225L183 227L184 226L185 227L182 228ZM100 226H102V225L100 224ZM100 226H98V228L94 227V229L97 228L99 230V228H101ZM158 226H160V224ZM78 227L80 228L79 229V231H81L80 233L83 234V235L80 234L81 237H79L80 235L77 236L75 234L76 231L78 232ZM103 227H105V225H103ZM160 227H163V226H160ZM85 228H86L87 231L85 230ZM43 229H44V231H43ZM94 229L91 227L90 230L93 231ZM63 230L65 231V234H64ZM123 231L127 232L126 230H123ZM52 233H54V235ZM91 233H93V235L91 234L92 235L91 240H93V236L95 235V231L91 232ZM169 233H168V236H169ZM184 233H185V236H184ZM62 234H64V235L60 237V235H62ZM78 234H79V232H78ZM44 235H45V238H44ZM75 235H76V237H75ZM181 236H182V238H180ZM80 238L82 239L81 241H80ZM168 238L171 239L170 241H172V238H174V236H172V237L169 236ZM50 239L53 240L54 242L51 241ZM113 239H115V236H114ZM116 239L118 240V238H116ZM142 240H144L143 243L138 242V244H136L135 247L132 246V248L129 249L130 250L129 253H128V251H126L127 255L124 256V257L121 254H126V253H121V251H120L121 254L119 256L118 255L119 253H118L117 255L119 257H117V256H115V253L113 251L112 252L113 253L112 254L113 258L109 259L108 263L109 264H146V263H144V260L146 258L145 259H144V257L142 258L141 253L143 252L142 250H144V251L146 250V249H144V247L147 244V243H145L147 240L144 239V238ZM50 241L52 243H50ZM170 241L168 240V243H166V242L165 243L169 244ZM91 242H93V241H91ZM113 242H116V241H113ZM53 243H55L54 244L55 247H54ZM97 243L98 244H96V243L95 244L97 245V248H98V245L101 242L100 241L98 242V240H97ZM80 244H82V246ZM115 244H119V243H115ZM100 245L102 246V244H100ZM123 245L125 246V250H126V248L129 247V243H126V244H123ZM130 245H132V243H130ZM133 245H135V244H133ZM51 247H54V249H52ZM87 249L91 250L92 249V245H90L89 248L87 247ZM119 249H120V247H118V250ZM122 249L123 248H121V250ZM174 250H176L177 253L174 252ZM97 251H100V250H97ZM83 252H84V255H85V252H89V251H85V249H83ZM175 253H176V255H175ZM99 254H102V253L99 252ZM234 254H235V256H233ZM161 257L162 256H160V258ZM178 257H179V259H178ZM153 258H155L154 255H153ZM84 259H85V257H84ZM86 259H87V256H86ZM156 259L157 258L153 259L155 261L154 264L156 263ZM82 260H83V258H82ZM189 260H191V262ZM192 260L194 261V263H193ZM70 261H73V262L70 263ZM158 261H159V258H158ZM161 261L163 262L162 258H161L159 264L161 263ZM83 262L86 263V260H83ZM156 264H158V262Z\"/></svg>", "mask_w": 264, "mask_h": 264}]
</instances>
